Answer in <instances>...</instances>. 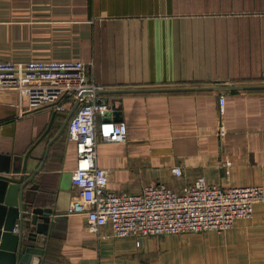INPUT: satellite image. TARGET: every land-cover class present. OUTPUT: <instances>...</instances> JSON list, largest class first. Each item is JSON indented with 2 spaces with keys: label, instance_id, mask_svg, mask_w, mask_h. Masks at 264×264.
Returning <instances> with one entry per match:
<instances>
[{
  "label": "crops",
  "instance_id": "1",
  "mask_svg": "<svg viewBox=\"0 0 264 264\" xmlns=\"http://www.w3.org/2000/svg\"><path fill=\"white\" fill-rule=\"evenodd\" d=\"M68 57L84 61L100 88L133 89L101 93L127 127L124 140L96 146L109 189H181L198 174L264 187V88L217 87L264 83V0H0V59ZM179 86L196 88L150 89ZM65 114L27 109L18 90L0 88V153L20 164L35 141L41 151L51 139L37 177L51 217L60 216L39 264H264V201L225 230L144 235L139 244L67 213L77 189L67 122L56 135Z\"/></svg>",
  "mask_w": 264,
  "mask_h": 264
},
{
  "label": "built area",
  "instance_id": "2",
  "mask_svg": "<svg viewBox=\"0 0 264 264\" xmlns=\"http://www.w3.org/2000/svg\"><path fill=\"white\" fill-rule=\"evenodd\" d=\"M0 88L16 89L27 99V109L52 106L62 113L77 100L66 124V135L75 143L72 180L77 194L67 213L86 216L89 226H107L112 235L136 236L202 230H225L239 217H250L252 205L264 201V187L250 183L220 185L198 174L181 189L149 182L139 191L109 189L104 167L96 163L99 141L126 138V123L109 115L111 102L87 74L84 61L68 58L0 59ZM224 94L219 95L223 112ZM219 133H224L220 123ZM179 174L181 165L172 167Z\"/></svg>",
  "mask_w": 264,
  "mask_h": 264
},
{
  "label": "water",
  "instance_id": "3",
  "mask_svg": "<svg viewBox=\"0 0 264 264\" xmlns=\"http://www.w3.org/2000/svg\"><path fill=\"white\" fill-rule=\"evenodd\" d=\"M218 88H264V83L219 85ZM196 88L183 87H155L150 89ZM144 89V88H143ZM133 90L98 89L99 93ZM77 104L75 100L59 125L56 135L65 126L68 118ZM49 121L45 131L50 127ZM51 139L45 142L40 151L34 146L29 147L21 156L20 164H12L11 154L0 153V264H39L44 253L49 231V225L59 218L53 205H46L52 199L41 188L37 177L47 155ZM37 177V178H36ZM51 222V223H50Z\"/></svg>",
  "mask_w": 264,
  "mask_h": 264
}]
</instances>
